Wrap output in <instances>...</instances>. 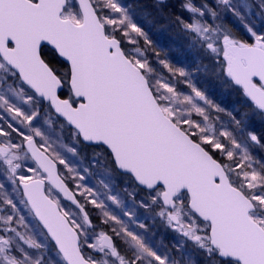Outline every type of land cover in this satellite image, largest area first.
Here are the masks:
<instances>
[{
  "label": "snow or ice",
  "instance_id": "obj_1",
  "mask_svg": "<svg viewBox=\"0 0 264 264\" xmlns=\"http://www.w3.org/2000/svg\"><path fill=\"white\" fill-rule=\"evenodd\" d=\"M152 7L244 111L162 58L121 0H0V264H264V134L247 124L264 120V0Z\"/></svg>",
  "mask_w": 264,
  "mask_h": 264
},
{
  "label": "rangeland",
  "instance_id": "obj_2",
  "mask_svg": "<svg viewBox=\"0 0 264 264\" xmlns=\"http://www.w3.org/2000/svg\"><path fill=\"white\" fill-rule=\"evenodd\" d=\"M121 2L125 5L132 6L134 9L133 0H121ZM228 23L233 28V30L237 32V34H242L243 30L238 21H236L234 18H229ZM257 23H259V21H257ZM158 30L160 32V39L157 38L159 39L158 41L157 39L154 40L155 43L153 41V45L155 46L156 50L161 53L162 58L167 59L174 66L183 67L186 71H189L192 74L193 82L203 91H205L209 98L214 100L227 111H244L241 103L239 102L238 94L226 86L221 79L212 73L209 61L200 54L197 46L192 45L187 36L180 33L176 39L173 40L167 30H162L161 28H158ZM163 36L164 38H161ZM163 39H165V41ZM149 55L151 56V53H149ZM156 67L162 74H167L166 70H164L158 64ZM179 87L182 91H188V89H186L183 85H179ZM221 123L231 129V125L227 116H222ZM247 124L248 130L252 131L253 129H258L260 135L264 134V120L260 119L258 116H250ZM87 163V160L83 161L84 166H87ZM93 171L95 174L88 178L87 183L90 186L100 187L99 181L106 179L103 174V170L96 168L93 169ZM125 200L127 203H130L127 197H125ZM139 211L141 210H138V214ZM141 218L143 219V217ZM146 223L151 225L150 220L146 221ZM151 226L153 231L157 233V238L162 237L166 241L172 239V234L167 233L165 229L159 224V222ZM194 258L198 259L196 257Z\"/></svg>",
  "mask_w": 264,
  "mask_h": 264
},
{
  "label": "flooded vegetation",
  "instance_id": "obj_3",
  "mask_svg": "<svg viewBox=\"0 0 264 264\" xmlns=\"http://www.w3.org/2000/svg\"><path fill=\"white\" fill-rule=\"evenodd\" d=\"M133 2L137 19L144 25L145 30L148 32V35L152 41L159 38L160 32L158 28L167 30L173 40H175L176 37L181 33L174 25L169 22L166 16L156 12V10L152 7L153 0H133ZM161 38H164V36ZM159 39H157V41Z\"/></svg>",
  "mask_w": 264,
  "mask_h": 264
},
{
  "label": "trees",
  "instance_id": "obj_4",
  "mask_svg": "<svg viewBox=\"0 0 264 264\" xmlns=\"http://www.w3.org/2000/svg\"><path fill=\"white\" fill-rule=\"evenodd\" d=\"M48 57H49V59H52L53 60L54 66H56L57 68H61V64H60L58 58H54V55L51 52V50H49ZM207 85H208V82H207ZM252 131H254L258 135H260L259 132H258V129H253ZM263 132H264V130H263ZM250 151H253L255 153V155L257 156V158L264 159V152H261L260 149H258V148H252V149H250Z\"/></svg>",
  "mask_w": 264,
  "mask_h": 264
}]
</instances>
